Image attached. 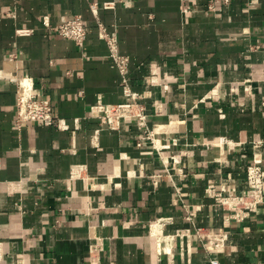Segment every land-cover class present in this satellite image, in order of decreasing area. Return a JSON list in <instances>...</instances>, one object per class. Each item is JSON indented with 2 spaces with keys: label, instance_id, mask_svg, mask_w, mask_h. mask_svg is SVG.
Returning <instances> with one entry per match:
<instances>
[{
  "label": "crops",
  "instance_id": "obj_1",
  "mask_svg": "<svg viewBox=\"0 0 264 264\" xmlns=\"http://www.w3.org/2000/svg\"><path fill=\"white\" fill-rule=\"evenodd\" d=\"M210 1L0 0V264H264V203L227 224L206 193L246 194L255 158L264 172V0ZM72 16L84 48L51 29ZM99 24L130 58L128 87ZM25 78L57 128H18ZM130 94L153 143L137 119L101 120Z\"/></svg>",
  "mask_w": 264,
  "mask_h": 264
},
{
  "label": "built area",
  "instance_id": "obj_2",
  "mask_svg": "<svg viewBox=\"0 0 264 264\" xmlns=\"http://www.w3.org/2000/svg\"><path fill=\"white\" fill-rule=\"evenodd\" d=\"M234 0H211L208 3V12L216 14L219 11L229 7ZM97 4L91 6L92 13L97 16ZM104 9L113 8V4L105 3ZM99 37L105 41L109 49V58L117 68L122 84L128 87L130 75V58L123 55L119 51V40L115 32H109L105 26L99 24ZM48 27H50L48 25ZM62 38L73 41L80 48H84L88 38V29L86 22L82 16H72L63 18V20L55 27L51 28ZM30 32H25L29 34ZM15 56L12 55L11 59ZM156 80L152 79L151 84H155ZM16 107H17V126L18 128L27 127L29 124L41 125L45 127L57 128L60 119L55 116L53 105L50 100L40 98L34 93L33 84L29 79L16 81ZM132 102L119 105H102L99 104L98 111L102 113L101 120L104 124L115 127L119 125L123 118H134L138 120L140 128L147 129V139L152 143L153 135L147 127V116L144 107L138 102L141 98L138 94H130ZM220 113L223 112L220 110ZM173 145L177 146L174 141ZM170 148L171 145L164 146ZM247 186L248 191L244 195H237L234 192L223 194L218 191L214 185H209L206 193L209 198L213 199L216 205L223 208L228 213L225 216V222L229 224L232 221L243 222L256 213L259 206L264 203V172L261 159H254L247 167ZM100 241L97 240L91 246V252H98ZM223 234H211L210 242L207 249H219L223 246ZM215 264V263H213Z\"/></svg>",
  "mask_w": 264,
  "mask_h": 264
}]
</instances>
